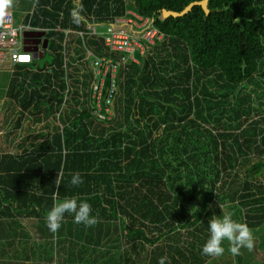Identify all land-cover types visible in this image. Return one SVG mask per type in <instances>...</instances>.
Wrapping results in <instances>:
<instances>
[{
  "label": "trees",
  "instance_id": "1",
  "mask_svg": "<svg viewBox=\"0 0 264 264\" xmlns=\"http://www.w3.org/2000/svg\"><path fill=\"white\" fill-rule=\"evenodd\" d=\"M196 2L204 3L207 14L193 5L181 16L162 17L163 10L180 13ZM0 7L16 20L11 0H0ZM135 15L148 24L118 22L140 23ZM22 21L68 30L90 24L99 32L123 26L140 48L133 45L134 61L127 54L117 68L113 117L93 113L90 77L84 76L81 95L79 80L73 81L56 131L38 129L37 123L55 119L63 102L64 85L53 80L60 81L64 57L70 74L78 75L70 48L62 54L63 35L44 36L49 65L34 67L37 55L12 71L0 70L9 74L4 92L17 108L10 119L14 127L22 119L35 124L28 132L7 134L20 143L0 157V180L8 189L4 215L18 211L11 205L13 190L31 175L35 186L28 192L34 191L29 195L37 209L23 216L45 218L64 197L86 200L97 223L73 224L82 236V261L92 264L217 260L202 255L200 247L212 215L223 207L250 229H263L264 0H33ZM148 28L155 30L150 41L144 37ZM95 39L88 42L97 54L119 61L123 52L106 47L102 35ZM108 83L106 78L105 88ZM74 172L83 179L78 187L69 184ZM233 258L228 264H240V257Z\"/></svg>",
  "mask_w": 264,
  "mask_h": 264
},
{
  "label": "built area",
  "instance_id": "2",
  "mask_svg": "<svg viewBox=\"0 0 264 264\" xmlns=\"http://www.w3.org/2000/svg\"><path fill=\"white\" fill-rule=\"evenodd\" d=\"M135 18L140 23L129 19L118 20V22H121V24L131 23L137 28L148 24L147 19H142L137 15H135ZM84 26L81 30L62 29L58 25L52 28L33 27L29 23H23V21L16 23L12 12L0 7V70L12 71L14 64L30 62L34 57L32 50L36 47L35 42L37 38L33 36L34 34L43 33L45 36L48 32L60 33L63 35L61 42L63 47L62 54L65 56V49L70 48L71 55L75 56L74 65L78 68V75L74 76L73 73L70 74V68L67 65L69 59L64 57L61 65L62 76L60 81L56 83L53 80V85L60 83L64 85L63 102L55 116H60L65 109L69 92L72 89L71 85L76 79L79 80V94H82L83 89L81 84L84 81L82 77L86 76L90 77L86 82L89 84V96L94 103L93 113L98 118H103L102 112L104 111L109 119L114 116L113 104L117 92L114 78L117 68L120 63L127 62V54L128 59L134 61L132 57V52L134 51L133 45H137L139 48L140 46L136 42L132 44L131 36L123 26L102 27L100 32L94 25L85 24ZM25 33H29L31 36L25 38ZM100 35L103 37L105 46L111 51L123 52L119 61H114L97 54L94 47L89 44V38L96 37V39H99ZM154 35L155 30L148 28L145 31L144 37L150 41ZM40 45L41 42L39 43ZM39 46L38 51L41 50ZM38 51L36 56L39 54ZM51 69H55V67L52 65L46 69V72H50ZM106 78H108L109 83L105 88Z\"/></svg>",
  "mask_w": 264,
  "mask_h": 264
},
{
  "label": "crops",
  "instance_id": "3",
  "mask_svg": "<svg viewBox=\"0 0 264 264\" xmlns=\"http://www.w3.org/2000/svg\"><path fill=\"white\" fill-rule=\"evenodd\" d=\"M6 100L11 101L13 104V101L9 96L6 97L5 93L2 94L0 97V157L2 156L4 148L13 151L16 148L15 146L20 143L19 138H13V135L8 137V133L11 135V132H15V130H17V132H19V130H25L28 132L29 128L32 129L35 126V124L22 119L20 127L16 129V127H14L15 123H12L10 120L15 116L17 110L15 105L12 107V104L11 108L14 110L9 115L10 118L7 116V118L4 119L3 114L5 110L3 109H6L4 106V101ZM6 120L9 121L6 122ZM51 121L52 118L50 117L43 118L41 121H38L37 128L46 131L48 130L47 125L51 124ZM37 140L39 141L40 138ZM0 168L1 179L2 165H0ZM34 186V179L31 175L28 179H25L24 186H21V189H18V191H15L14 189L13 194L15 195V198H13L14 203L11 205H15V210L17 209L18 211H12L13 214H15L14 216L4 215V203L6 202V199H8V194H6L5 191L8 192V189L2 185L0 180V264H52V261H59V259L64 262L66 258L73 262V264H83L82 236L77 234V226L73 224L72 220L65 219L61 228L53 234L48 230L45 218L36 219L33 213L25 216L20 214L25 211L28 212L29 208L32 209V212L37 209L34 205V199L30 196L34 191H31V194L28 192L32 190ZM39 197L41 198V207L42 209H45V197ZM22 206L25 208H22ZM261 228L264 229V225H262ZM261 230L262 229H256L251 231L254 235H259L260 238ZM58 237L61 239L58 240ZM44 238L45 241H43ZM32 239H34L33 242ZM59 241H62L64 252L62 248H58ZM46 250H50L47 252V257L42 254L38 255V258L36 257V252L38 254L43 251L46 252ZM75 253L76 255H74Z\"/></svg>",
  "mask_w": 264,
  "mask_h": 264
},
{
  "label": "clouds",
  "instance_id": "4",
  "mask_svg": "<svg viewBox=\"0 0 264 264\" xmlns=\"http://www.w3.org/2000/svg\"><path fill=\"white\" fill-rule=\"evenodd\" d=\"M57 179V178H56ZM83 183L79 172L71 174L69 184L78 187ZM56 185H60L58 182ZM175 193V192H174ZM71 216L75 224L90 227L97 223V218L92 214V207L86 200H78V197H64L55 202L46 213V226L55 234L62 226L65 217ZM207 239L200 247V252L208 257H221L226 250L233 257L241 255V250L253 249L254 237L251 229L243 222L234 218L231 211H223L220 215H212L208 222ZM227 244V249L225 248ZM167 257H160L157 264H166Z\"/></svg>",
  "mask_w": 264,
  "mask_h": 264
},
{
  "label": "rangeland",
  "instance_id": "5",
  "mask_svg": "<svg viewBox=\"0 0 264 264\" xmlns=\"http://www.w3.org/2000/svg\"><path fill=\"white\" fill-rule=\"evenodd\" d=\"M12 1V6H13V10L16 12V23H19L23 18H24V15L25 13L27 12H30V10L33 8V0H11ZM18 13V14H17ZM49 56L48 55H45L44 57H41V58H38V59H35L33 62H34V67L36 68H42V67H45L46 65H49L50 62H49ZM8 79H9V74L8 73H5V72H1L0 73V97L2 96V94H4L5 92V87L7 86V83H8ZM4 106L6 107V109H3L5 110L4 111V114H3V118L6 119L7 116L9 117V115L12 113V111L14 109L11 108V104L12 102L11 101H4ZM12 107H13V104H12ZM113 107H114V104H113ZM56 117V116H55ZM10 118V117H9ZM63 119V114L62 116L59 118V116L57 115V117L55 119H53L51 121V124H48L47 127L49 128H53V130H57V123L60 122V120ZM9 120H6V122H8ZM15 133V132H14ZM13 134V133H12ZM15 134H18V132H16ZM257 159V158H256ZM262 173V171H261ZM260 172H259V175H258V179L261 180V177H260ZM223 211H225V207L222 208ZM235 217V215H234ZM252 231L253 230H256V229H251ZM261 233V237L259 238V235L257 234H253V237H254V244H253V249L251 251H248V250H245V249H242L241 250V255L239 256H236L233 258L232 262L234 263V259L236 258V261L238 260V258L240 257L241 260H240V264H264V229H262L260 231ZM61 238L58 237V240H60ZM34 239H32V242H33ZM45 241V238L44 240ZM261 243V244H259ZM58 248H62L63 250V244H62V241H59L58 242ZM225 248L227 249V244H225ZM104 249H97L98 252H103ZM50 250H46L43 251L42 253H38L36 252V257L38 258V255L42 254V255H45V257H47V252H49ZM108 252L107 248L105 249V252ZM64 252V250H63ZM103 254V253H102ZM51 255H52V252H51ZM76 255V253L74 254ZM87 255V253H86ZM98 253L95 255L97 256ZM56 256V254H55ZM79 256V255H78ZM94 256V255H93ZM94 256V257H95ZM103 257H106L104 254L102 255ZM53 257H54V253H53ZM91 256L90 255H87L86 258L89 259ZM232 257L231 254H228L227 250L225 252V254L221 257H218L217 260H209V261H206L205 264H228V260ZM85 259V258H84ZM85 264H92V262H84ZM83 263V264H84ZM46 264V263H45ZM52 264H73V262H71L70 260H66L64 262L61 261V259H59V261H52Z\"/></svg>",
  "mask_w": 264,
  "mask_h": 264
},
{
  "label": "water",
  "instance_id": "6",
  "mask_svg": "<svg viewBox=\"0 0 264 264\" xmlns=\"http://www.w3.org/2000/svg\"><path fill=\"white\" fill-rule=\"evenodd\" d=\"M193 5H199L202 7V9H204V12L207 14V10L205 9V5L203 2H196V3H191L189 4L182 12L180 13H176V12H171V11H165L163 10L162 11V17L163 18H166L168 16H172V17H177V16H181L182 14H184L185 12H187L188 10H190L191 6ZM31 36V34L29 33H25L24 34V37L27 38ZM33 36H35L37 39H36V42H35V45L36 47L32 50L34 52V56H36V53L38 51V45L39 43L41 42V50L38 51L39 54H37L39 56V58L43 57V50L46 48L47 46V40L46 39H43L41 40V38L44 36L43 33H37V34H34Z\"/></svg>",
  "mask_w": 264,
  "mask_h": 264
}]
</instances>
